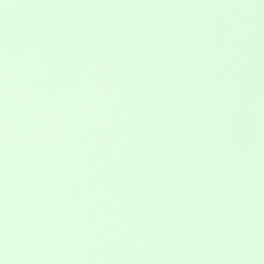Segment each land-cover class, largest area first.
<instances>
[{"label":"water","instance_id":"obj_1","mask_svg":"<svg viewBox=\"0 0 264 264\" xmlns=\"http://www.w3.org/2000/svg\"><path fill=\"white\" fill-rule=\"evenodd\" d=\"M0 261L264 264V0H0Z\"/></svg>","mask_w":264,"mask_h":264},{"label":"clouds","instance_id":"obj_2","mask_svg":"<svg viewBox=\"0 0 264 264\" xmlns=\"http://www.w3.org/2000/svg\"><path fill=\"white\" fill-rule=\"evenodd\" d=\"M0 262H2V264H4V262H3V261H0Z\"/></svg>","mask_w":264,"mask_h":264},{"label":"snow or ice","instance_id":"obj_3","mask_svg":"<svg viewBox=\"0 0 264 264\" xmlns=\"http://www.w3.org/2000/svg\"><path fill=\"white\" fill-rule=\"evenodd\" d=\"M0 264H2V262H0Z\"/></svg>","mask_w":264,"mask_h":264}]
</instances>
